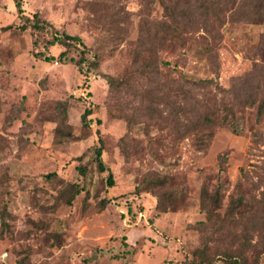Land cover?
<instances>
[{
    "label": "rangeland",
    "instance_id": "obj_1",
    "mask_svg": "<svg viewBox=\"0 0 264 264\" xmlns=\"http://www.w3.org/2000/svg\"><path fill=\"white\" fill-rule=\"evenodd\" d=\"M243 1L215 25L216 65L205 55L200 25L184 27L181 38L165 39L158 50L162 81L180 78L169 62L231 92H192L184 121L202 112L196 100L225 101L236 113L237 132L218 125L201 147L195 135L169 127L171 92L154 98L144 79L113 92L106 79L138 76L141 0L116 1L115 10L125 12L118 25L111 23L113 0H23L31 21L14 0H0V248L11 264H230L225 253L237 251L232 236L241 232L225 220L230 197L238 186L246 201L264 192V20H231ZM36 13L48 23L43 30L33 25ZM165 18L156 3L149 19ZM57 34L78 36L85 47L52 45ZM98 131L113 187L95 161ZM226 177L220 218L207 222L202 187ZM157 178L165 183L153 187ZM73 185L80 193L70 205Z\"/></svg>",
    "mask_w": 264,
    "mask_h": 264
},
{
    "label": "trees",
    "instance_id": "obj_2",
    "mask_svg": "<svg viewBox=\"0 0 264 264\" xmlns=\"http://www.w3.org/2000/svg\"><path fill=\"white\" fill-rule=\"evenodd\" d=\"M16 7L22 17L29 20L23 15L22 3L23 0H14ZM111 6L114 10L111 23L118 25L119 20L123 18L125 12L122 8L116 11V1ZM238 0H141L142 18L140 22V33L139 39L137 41V52L140 55V63L137 65L135 71L138 76H125L123 78L115 77L112 75L106 76V79L110 85L113 92L119 91L126 86L130 89L134 82L139 81V79L146 80L147 87L144 92H152L154 98H157L156 92H171V95L165 96V100L171 98L172 101H166V103L171 107V113L169 115V127H172L175 133H183L184 135L193 134L196 136L199 146L203 147L205 145V138H212L214 135V127L220 125L224 127L231 128L234 132H237L236 126V113L232 105L223 101L222 104H209V102H202L196 100L194 106L200 103L202 112L195 114L194 119H188L184 121L182 117L188 116L191 112L188 104L193 101L194 96L192 92L197 89L207 90L210 87H215L222 94L231 93L230 90H225L220 86L219 83L215 82L214 78L210 79H194L186 75L177 64L172 65L167 62L166 65L173 66L174 69L180 72L179 80L174 81H162L159 71V55L158 50L162 46L165 39H170L173 37L181 38L184 32V27L187 26H199L203 29L205 35L201 37L203 43L205 44L204 50L206 57L210 60V63L216 65L217 63V53L215 50V43L219 38V34L215 29V25L221 26L225 21V12L236 5ZM156 3H160L166 12V18L162 21L150 20L149 15L154 8ZM104 10H108L104 8ZM231 20L239 21L245 20L253 23L261 22L264 20V0H244L237 11H234L231 15ZM34 27L43 30L48 23L42 21L39 18V14L36 13ZM209 38L212 39V44L209 43ZM74 43L82 45V40L78 36H71L68 34L56 35L52 45L60 44L66 48L74 46ZM65 55V52L62 53ZM47 61H51L52 58H46ZM84 61V60H82ZM81 61V63H82ZM95 65V64H93ZM138 78V79H137ZM172 95L176 99L184 100L185 104H179L177 100L172 99ZM172 96V97H171ZM164 97V96H161ZM244 103H249L252 105L254 102H249L245 100ZM197 110L198 107H196ZM154 108H150V116L153 118L155 116ZM264 114V98L259 105V115ZM92 115V110L87 109L82 116V122L84 126H89L88 118ZM140 115V114H138ZM165 119L168 121V119ZM99 134L100 146L95 150V161L99 172L104 173L109 172L107 178V183L110 187L115 185L114 176L110 169L106 166L103 160V140ZM225 161L224 158L222 160ZM221 165V173L225 174L226 169ZM153 187H159L165 183L164 179H153L150 181ZM226 184H229V180L226 178L221 179L219 183L210 189L208 185H203L201 190V209L207 216V222H211L215 218H220L218 214V209L221 207L223 200V195L226 188ZM73 194L70 199L67 200L68 204H72L76 195L80 193L79 188L73 185ZM239 187V195L237 197H230V205L228 212L226 214V221L234 222L237 226L241 227V232L232 236V240L236 245H238L237 251L227 252L225 256L230 264H261V255H264V192L260 199L252 197L251 200L246 201V198ZM106 200L102 203L105 204ZM248 203L249 207L246 210H242ZM236 214L238 217H236ZM208 223L201 224L202 226H207ZM204 227H201L203 230ZM255 233L259 234L260 240L258 243H254ZM249 252H252L253 256H248ZM25 258H20L16 264H26Z\"/></svg>",
    "mask_w": 264,
    "mask_h": 264
},
{
    "label": "built area",
    "instance_id": "obj_3",
    "mask_svg": "<svg viewBox=\"0 0 264 264\" xmlns=\"http://www.w3.org/2000/svg\"><path fill=\"white\" fill-rule=\"evenodd\" d=\"M0 264H11L10 254L6 249L0 248Z\"/></svg>",
    "mask_w": 264,
    "mask_h": 264
}]
</instances>
